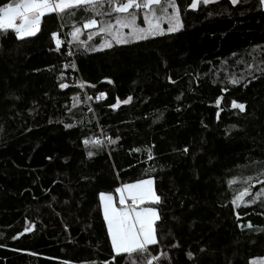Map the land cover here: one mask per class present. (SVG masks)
Instances as JSON below:
<instances>
[{"label": "trees", "instance_id": "1", "mask_svg": "<svg viewBox=\"0 0 264 264\" xmlns=\"http://www.w3.org/2000/svg\"><path fill=\"white\" fill-rule=\"evenodd\" d=\"M175 3L178 31L111 47L81 10L0 30V264H126L98 197L144 178L161 198L153 264L264 258V9Z\"/></svg>", "mask_w": 264, "mask_h": 264}, {"label": "snow or ice", "instance_id": "2", "mask_svg": "<svg viewBox=\"0 0 264 264\" xmlns=\"http://www.w3.org/2000/svg\"><path fill=\"white\" fill-rule=\"evenodd\" d=\"M230 2L235 5L238 0H230ZM260 2L264 5V0H260ZM203 3H209V0H203ZM158 5L161 6L159 12L155 8ZM189 7L195 9L197 0H192ZM76 10L88 13L83 19V28L98 27L100 34H107L116 44L147 40L157 35H163L165 31L176 32L182 27L175 0H20L19 3H4L0 7V30L12 29L16 38L22 39L33 36L39 31L38 25L41 17L55 13L62 19L64 17L71 18ZM136 10L143 12V26L138 23ZM17 19L20 21L18 25L14 23ZM162 23H167L166 29L161 26ZM124 29H127V32H124ZM80 31V28L74 27L73 37L78 38ZM94 34L96 33H90L89 39ZM51 35L55 40L57 33L54 32ZM105 46L111 47L112 45L106 43ZM57 47H59L58 40ZM228 82L238 84L240 81L233 77ZM59 87L63 89L68 85L60 83ZM222 91H226V89H222ZM103 95L104 93L100 94V96ZM130 99L131 97L128 98V100ZM177 99L180 97L178 96ZM128 100L123 102L128 103ZM117 102L119 103V101ZM217 103H219V99ZM112 107H116V105H112ZM232 107L241 112L245 110V105L236 101L232 102ZM65 127L71 126L65 125ZM85 143L87 144L88 141ZM92 143L99 144L100 141L96 140ZM109 143H114V141L109 140ZM184 151L188 150L185 148ZM88 155L92 156L93 153L89 152ZM152 183L151 179L139 180L133 184H123L117 187L115 193L119 194V207L114 204L112 195L99 193L100 207L107 236L111 242L113 260L121 258L126 261V264H153V261L160 260L161 256L166 255L161 253L160 256H157L149 251V246L158 243L156 229L153 226L155 221L160 219L156 209L139 207L145 201H150L153 204L160 202L161 198L152 190ZM260 192L264 193V188H261ZM246 193L247 189L241 196ZM126 200H131L132 203L128 205ZM236 202V200L233 201L234 204ZM247 227L251 228L252 225L249 224ZM187 256L191 259L193 253L188 252ZM62 264H69V262L63 261ZM103 264H109V261H104Z\"/></svg>", "mask_w": 264, "mask_h": 264}, {"label": "rangeland", "instance_id": "3", "mask_svg": "<svg viewBox=\"0 0 264 264\" xmlns=\"http://www.w3.org/2000/svg\"><path fill=\"white\" fill-rule=\"evenodd\" d=\"M19 2H20V1H18V2H16V3H19ZM13 4H15V3H13ZM261 8L264 9V5L261 4ZM14 23H16V24L18 25V24L20 23L19 19L15 20ZM162 25H163V23L161 24V26H162ZM142 26H143V25H142ZM38 27H39V25H38ZM162 27H163V26H162ZM163 28L166 29L167 26H165V27H163ZM123 31H124V32H127V29H124ZM109 38H110V39H107V40L105 41V43H109V42H111L110 40H112V39H111L110 36H109ZM148 179H151V178H144V179H139V180H148ZM139 180H133V181L124 182V183H122L121 185H119L118 187L122 186L123 184H133V183H136V182L139 181ZM151 180H152V179H151ZM152 181H153V180H152ZM151 187H152V190L154 191L153 183H152ZM154 192H155V191H154ZM244 192H245V190L242 191L240 194H238V195H236V196L234 197V200L237 201L235 205L239 204V203L241 202V200H242L247 194H249V190H247V193L241 196V194L244 193ZM100 193H101V192H100ZM103 193H106V194H110V195H112V196H113V202H114V204H115L117 207H119V194L115 193V191L103 192ZM238 197H240V199H237ZM98 198H99V197H98ZM234 200H233V201H234ZM99 202H100V200H99ZM131 203H132L131 200H126V204L130 205ZM139 207H141V208H143V207H152V208H155L154 206H152V203H151L150 201H145V203L139 205ZM155 209H156V208H155ZM156 211H157V209H156ZM101 212H102V210H101ZM102 215H103V214H102ZM157 215H158V213H157ZM153 226H154V225H153ZM110 243H111V242H110ZM254 262H255V264H264V258L256 259V260H254Z\"/></svg>", "mask_w": 264, "mask_h": 264}, {"label": "built area", "instance_id": "4", "mask_svg": "<svg viewBox=\"0 0 264 264\" xmlns=\"http://www.w3.org/2000/svg\"><path fill=\"white\" fill-rule=\"evenodd\" d=\"M101 94V93H100ZM100 94L98 95V97L100 98V99H102V98H104L105 97V95H103V96H100ZM97 140H102V141H104V139L103 138H101V139H97Z\"/></svg>", "mask_w": 264, "mask_h": 264}]
</instances>
